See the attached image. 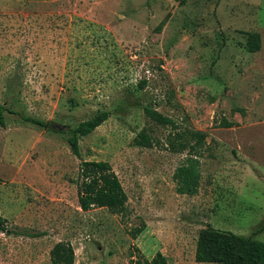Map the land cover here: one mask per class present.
Masks as SVG:
<instances>
[{
	"label": "rangeland",
	"instance_id": "rangeland-1",
	"mask_svg": "<svg viewBox=\"0 0 264 264\" xmlns=\"http://www.w3.org/2000/svg\"><path fill=\"white\" fill-rule=\"evenodd\" d=\"M0 104L66 125L7 113L0 126V264H52L61 240L75 264H135L158 251L196 264L207 225L264 241V0H0ZM101 110L112 114L80 139L78 157L66 131ZM143 128L151 148L133 144ZM190 130L207 133L195 194L176 177L189 150L168 146ZM82 160L112 165L126 216L82 210Z\"/></svg>",
	"mask_w": 264,
	"mask_h": 264
},
{
	"label": "trees",
	"instance_id": "trees-1",
	"mask_svg": "<svg viewBox=\"0 0 264 264\" xmlns=\"http://www.w3.org/2000/svg\"><path fill=\"white\" fill-rule=\"evenodd\" d=\"M184 1V0H183ZM246 48L250 52H256L261 48V38L258 33H249ZM147 84L141 80V88ZM146 114L156 123L171 125L177 128L175 120L165 116L153 108H145ZM7 113L19 115L26 122L49 128V121L34 117L16 110L12 105L0 104V126L6 127ZM112 112L101 110L91 118L76 125L68 127V141L72 152L81 156L80 139L89 135L100 125L109 119ZM222 126L232 127L230 121H223ZM207 133L203 131L190 130L188 132H175L169 140V148L174 152L188 151V159L176 172L179 191L182 193L195 194L200 187L199 157L206 142ZM133 144L139 147L151 148L154 146V138L149 130L143 128L133 139ZM1 183V179H0ZM79 204L82 210L88 211L95 207H106L112 213L126 216L128 214V194L112 165L105 160H82L79 170ZM6 219L0 215V231H9L6 227ZM264 230L262 226L257 230ZM140 231H134L137 237ZM256 233V232H254ZM251 234L248 236L238 234L234 231L223 230L212 225L200 229L195 259L197 262L216 264H264V241L257 240ZM52 264H75L76 252L71 241L61 240L54 244L50 251ZM135 264H169L168 258L158 251L151 259L139 258ZM113 264V263H109Z\"/></svg>",
	"mask_w": 264,
	"mask_h": 264
},
{
	"label": "water",
	"instance_id": "water-1",
	"mask_svg": "<svg viewBox=\"0 0 264 264\" xmlns=\"http://www.w3.org/2000/svg\"><path fill=\"white\" fill-rule=\"evenodd\" d=\"M49 128L53 130H64L66 128V125L64 124H58L56 122H49Z\"/></svg>",
	"mask_w": 264,
	"mask_h": 264
},
{
	"label": "crops",
	"instance_id": "crops-1",
	"mask_svg": "<svg viewBox=\"0 0 264 264\" xmlns=\"http://www.w3.org/2000/svg\"><path fill=\"white\" fill-rule=\"evenodd\" d=\"M163 253V252H162ZM164 254V253H163ZM166 256V254H164ZM167 257V256H166ZM169 261V260H168ZM196 264H216V263H207V262H195ZM170 264V263H169Z\"/></svg>",
	"mask_w": 264,
	"mask_h": 264
}]
</instances>
